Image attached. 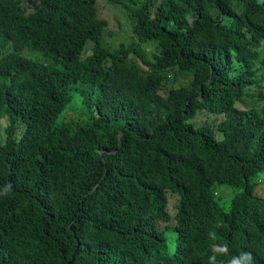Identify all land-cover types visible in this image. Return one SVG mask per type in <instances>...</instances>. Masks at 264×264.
<instances>
[{
    "label": "trees",
    "instance_id": "1",
    "mask_svg": "<svg viewBox=\"0 0 264 264\" xmlns=\"http://www.w3.org/2000/svg\"><path fill=\"white\" fill-rule=\"evenodd\" d=\"M107 1L0 0V264H264V0Z\"/></svg>",
    "mask_w": 264,
    "mask_h": 264
},
{
    "label": "rangeland",
    "instance_id": "2",
    "mask_svg": "<svg viewBox=\"0 0 264 264\" xmlns=\"http://www.w3.org/2000/svg\"><path fill=\"white\" fill-rule=\"evenodd\" d=\"M99 4L100 7L102 6V17L109 20V25L106 27V32L103 35L102 44L108 48L117 49L122 43L129 44L130 41L132 42V25L126 10L121 5H112L113 3L111 4L107 0H98ZM90 45L88 44V47ZM33 52L36 51L28 48L23 50V54L26 56H33L35 54Z\"/></svg>",
    "mask_w": 264,
    "mask_h": 264
},
{
    "label": "clouds",
    "instance_id": "3",
    "mask_svg": "<svg viewBox=\"0 0 264 264\" xmlns=\"http://www.w3.org/2000/svg\"><path fill=\"white\" fill-rule=\"evenodd\" d=\"M6 187L8 188V190H10V189H11V185H10V184H9V185H7Z\"/></svg>",
    "mask_w": 264,
    "mask_h": 264
}]
</instances>
